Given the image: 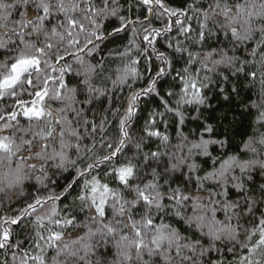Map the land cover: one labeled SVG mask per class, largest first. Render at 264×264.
I'll return each mask as SVG.
<instances>
[{
    "label": "snow or ice",
    "instance_id": "1",
    "mask_svg": "<svg viewBox=\"0 0 264 264\" xmlns=\"http://www.w3.org/2000/svg\"><path fill=\"white\" fill-rule=\"evenodd\" d=\"M0 264H264V0H0Z\"/></svg>",
    "mask_w": 264,
    "mask_h": 264
},
{
    "label": "trees",
    "instance_id": "2",
    "mask_svg": "<svg viewBox=\"0 0 264 264\" xmlns=\"http://www.w3.org/2000/svg\"><path fill=\"white\" fill-rule=\"evenodd\" d=\"M189 127H191V125H189ZM19 205H17V207H18Z\"/></svg>",
    "mask_w": 264,
    "mask_h": 264
}]
</instances>
